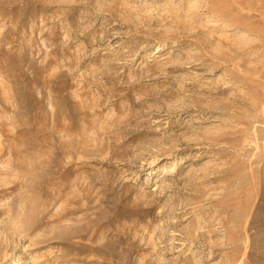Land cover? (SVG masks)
Here are the masks:
<instances>
[{
    "label": "rangeland",
    "instance_id": "374dc122",
    "mask_svg": "<svg viewBox=\"0 0 264 264\" xmlns=\"http://www.w3.org/2000/svg\"><path fill=\"white\" fill-rule=\"evenodd\" d=\"M0 264H264V0H0Z\"/></svg>",
    "mask_w": 264,
    "mask_h": 264
}]
</instances>
